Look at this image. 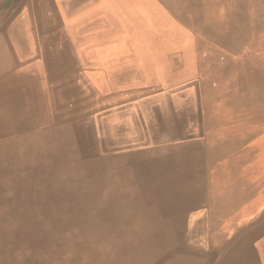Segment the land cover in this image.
<instances>
[{
	"label": "bare ground",
	"instance_id": "obj_1",
	"mask_svg": "<svg viewBox=\"0 0 264 264\" xmlns=\"http://www.w3.org/2000/svg\"><path fill=\"white\" fill-rule=\"evenodd\" d=\"M263 22L264 0H0V264H264Z\"/></svg>",
	"mask_w": 264,
	"mask_h": 264
},
{
	"label": "rangeland",
	"instance_id": "obj_2",
	"mask_svg": "<svg viewBox=\"0 0 264 264\" xmlns=\"http://www.w3.org/2000/svg\"><path fill=\"white\" fill-rule=\"evenodd\" d=\"M13 2L19 0H12ZM264 22L262 26H252L247 24V71H253L254 63L259 64L261 72L264 73ZM263 29V30H262ZM258 33V34H257ZM256 36V38H255ZM251 53V54H250ZM261 63V64H260ZM252 65V66H251ZM262 65V66H261ZM259 136H256L253 140H258Z\"/></svg>",
	"mask_w": 264,
	"mask_h": 264
}]
</instances>
